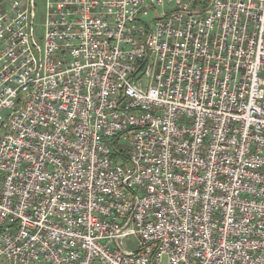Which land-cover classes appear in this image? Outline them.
I'll return each mask as SVG.
<instances>
[{
  "label": "built area",
  "instance_id": "built-area-1",
  "mask_svg": "<svg viewBox=\"0 0 264 264\" xmlns=\"http://www.w3.org/2000/svg\"><path fill=\"white\" fill-rule=\"evenodd\" d=\"M8 1L0 264H264V0Z\"/></svg>",
  "mask_w": 264,
  "mask_h": 264
},
{
  "label": "rangeland",
  "instance_id": "rangeland-1",
  "mask_svg": "<svg viewBox=\"0 0 264 264\" xmlns=\"http://www.w3.org/2000/svg\"><path fill=\"white\" fill-rule=\"evenodd\" d=\"M34 4V18H33V29L35 32V38L37 43H41L44 35V17H45V5L46 0H33ZM9 6L8 0H0V11H3L4 8ZM31 9V7H29ZM126 168L124 167V170ZM131 240L128 239L125 243L127 248H130L129 242Z\"/></svg>",
  "mask_w": 264,
  "mask_h": 264
}]
</instances>
